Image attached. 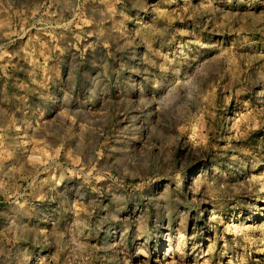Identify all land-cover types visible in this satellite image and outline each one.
I'll return each mask as SVG.
<instances>
[{
  "label": "rangeland",
  "instance_id": "374dc122",
  "mask_svg": "<svg viewBox=\"0 0 264 264\" xmlns=\"http://www.w3.org/2000/svg\"><path fill=\"white\" fill-rule=\"evenodd\" d=\"M0 264H264V0H0Z\"/></svg>",
  "mask_w": 264,
  "mask_h": 264
}]
</instances>
